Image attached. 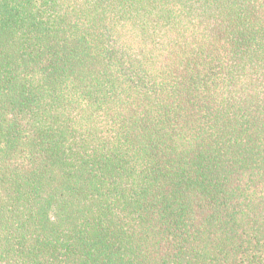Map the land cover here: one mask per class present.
<instances>
[{"label":"trees","instance_id":"obj_1","mask_svg":"<svg viewBox=\"0 0 264 264\" xmlns=\"http://www.w3.org/2000/svg\"><path fill=\"white\" fill-rule=\"evenodd\" d=\"M0 264H264V0H0Z\"/></svg>","mask_w":264,"mask_h":264}]
</instances>
